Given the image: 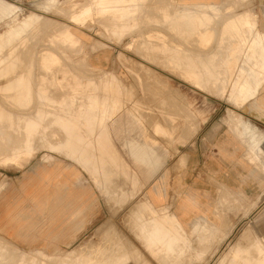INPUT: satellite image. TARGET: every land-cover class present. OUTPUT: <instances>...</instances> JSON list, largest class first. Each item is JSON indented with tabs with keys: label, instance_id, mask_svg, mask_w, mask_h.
<instances>
[{
	"label": "rangeland",
	"instance_id": "1",
	"mask_svg": "<svg viewBox=\"0 0 264 264\" xmlns=\"http://www.w3.org/2000/svg\"><path fill=\"white\" fill-rule=\"evenodd\" d=\"M44 2L0 0V9L13 11L6 16L8 28L0 23V34L31 12L40 16L24 41L13 44L18 49L15 46L0 67V189L29 166L61 161L75 164L84 172L86 186L94 189L95 201L99 200L98 223L90 225L74 246L62 251L22 248L0 237V264H51L55 258L53 264H80L81 260L82 264H109L119 262L121 256L120 261L128 258L125 262L129 264H262L264 188L259 206L254 208L255 223L252 208L239 211L225 205L226 211L217 213L216 224L197 220L191 234L186 235L167 211H156L148 203L142 187L145 169L134 163L125 143L142 142L145 137L158 141V153L167 154L168 165L182 152L195 148L215 123L248 120L241 114L242 106L254 94L260 98L264 93V55L256 46L260 31L264 32V0H104L103 5L89 0L85 6V0H56L57 8L49 10L41 8ZM181 3L188 8L196 3H214L220 11L214 17L208 11L213 20L203 19L201 25L198 19L183 15ZM246 13L250 24H236L234 16ZM226 24L232 29L225 31ZM63 26L68 27L61 34ZM64 33L72 34L77 44L61 40ZM226 54L234 59L228 63L226 58L221 66L218 59ZM208 75L219 77L221 84L219 79H210L211 85ZM246 91L249 99L244 102ZM110 97L120 118L108 127L107 141L106 129L98 126L106 119V112H101L98 102ZM127 110L141 124L128 114L124 116ZM174 117L178 127L173 133ZM246 127L253 129L246 124L243 133ZM257 127L264 135V126ZM258 153L260 161H253V151L249 159L259 163L263 176L264 146ZM87 173L97 178L96 184ZM163 227L167 228L165 235Z\"/></svg>",
	"mask_w": 264,
	"mask_h": 264
},
{
	"label": "crops",
	"instance_id": "2",
	"mask_svg": "<svg viewBox=\"0 0 264 264\" xmlns=\"http://www.w3.org/2000/svg\"><path fill=\"white\" fill-rule=\"evenodd\" d=\"M6 22V15L0 10V23L8 28ZM258 99L261 100H251L242 106L241 114L248 120L231 121L228 125L215 123L195 148L182 152L168 165L167 154L158 153V141L145 137L142 142L125 143L134 163L145 169L146 183L142 187L148 203L156 211H167L186 235L197 220L216 224L218 211H226L230 206L239 211L252 208L251 218L255 223L254 208L259 206L264 188L259 163L249 159V152L253 151V161L261 160L257 126H264V98ZM126 114L141 124L130 111ZM119 116L117 112L107 124V141L108 127ZM175 120L171 126L173 133L178 127ZM246 124L255 129L254 133L241 131ZM128 172L135 175L131 170ZM94 197V189L86 186L84 172L75 164L61 161L29 166L9 178L0 189V237L22 248L38 247L50 252L69 249L90 225L98 223L95 216L99 200L95 201ZM225 205L228 207L224 208Z\"/></svg>",
	"mask_w": 264,
	"mask_h": 264
},
{
	"label": "bare ground",
	"instance_id": "3",
	"mask_svg": "<svg viewBox=\"0 0 264 264\" xmlns=\"http://www.w3.org/2000/svg\"><path fill=\"white\" fill-rule=\"evenodd\" d=\"M88 1L89 0H85V4H82L83 6H85L87 3H88ZM147 1H153V0H147ZM171 1V0H170ZM67 2V1H66ZM83 3H84V1H83ZM98 3L100 4V5H103L104 4V0H98ZM170 3V2H169ZM56 0H45V2H44V4L41 6V8L42 9H44V10H49L50 8H53V7H55L56 5ZM147 4H148V2H147ZM182 4V6L181 7H179L180 8V11L183 13V15L185 14V15H188V16H190V18H196V19H198L199 20V22H201V25H203L202 24V21H203V19H204V21L205 20H209V21H211L212 22V18L210 17V15H208L209 13H208V11H210L211 13H213V17L214 16H217V14L219 13V11H220V9H219V7H217V5H215L214 3H200V4H195V5H193L192 7H190V8H188V7H184V5H183V3H181ZM145 5V4H144ZM171 5V4H170ZM169 5V6H170ZM80 6V5H79ZM137 6H138V4H137ZM140 6V5H139ZM147 7H148V5H146ZM152 6V5H151ZM169 6H166V7H169ZM172 6V5H171ZM170 6V7H171ZM81 7V6H80ZM56 8H57V6H56ZM68 8H70V7H68ZM79 8V7H78ZM94 8V7H93ZM137 8V7H136ZM140 9H141V7H139ZM143 8V7H142ZM146 8V7H145ZM149 8H151V7H149ZM148 8V9H149ZM161 8H163V7H161ZM64 9H66V8H64ZM64 9H62V10H64ZM71 9V8H70ZM69 9V10H70ZM152 9V8H151ZM1 10V12L4 14V15H6V16H8V15H10V14H12L13 13V11H11V9L10 8H4V9H0ZM60 10V9H59ZM68 10V9H67ZM145 10V9H144ZM61 11V10H60ZM143 11V10H142ZM149 11V10H148ZM147 11V12H148ZM175 11H177V10H175ZM64 12H66V10H64ZM70 12V11H69ZM72 12V11H71ZM66 13H68V12H66ZM73 13V12H72ZM151 13V12H150ZM180 13V12H179ZM138 14V13H137ZM249 13H246V14H243V15H239V16H234V21H235V23L236 24H241V22L242 21H244L247 25H249L250 24V22H251V18H250V15H248ZM68 16H70L71 15V13H69V14H67ZM97 15V14H96ZM96 15H94V16H96ZM166 15V14H165ZM170 15V14H169ZM180 16V15H179ZM182 16V15H181ZM212 16V15H211ZM105 17V16H104ZM131 17V16H130ZM130 17L128 18L129 20H130ZM98 18V17H97ZM106 18V17H105ZM105 18H103V19H105ZM109 18V17H108ZM131 18H134V16L133 17H131ZM183 18V17H182ZM96 19V18H95ZM100 19V18H99ZM107 19V18H106ZM111 19V18H110ZM40 20V16L39 15H37V14H34V13H30L26 18H23L21 21H19V22H17L15 25H13V26H11L7 31H5V32H3V33H1L0 34V67H2V64L4 63V62H6L9 58H10V55L12 54V52H14V47L15 46H17V49H18V45H14L13 46V44L14 43H16L17 41H24L23 39L25 38V36H26V34L30 31V29L33 27V26H35L37 23H38V21ZM66 20V19H65ZM69 20H70V18H69ZM125 20H126V18H125ZM129 20H127V21H129ZM152 20V19H151ZM156 20V19H155ZM197 20V21H198ZM202 20V21H201ZM253 20V19H252ZM94 21V20H93ZM132 23L134 22V21H132V19L130 20ZM157 21V20H156ZM113 22H114V20H113ZM123 22V21H122ZM140 22V21H139ZM162 22V21H161ZM117 23V22H116ZM125 23H126V21H125ZM129 23V22H128ZM204 23V22H203ZM208 23V22H207ZM210 23V22H209ZM99 24V23H98ZM156 24V23H155ZM159 24V23H158ZM197 24H198V22H197ZM206 23H204V25H205ZM231 24H233V23H231ZM74 25V24H73ZM167 25H169V24H167ZM207 25H209V24H207ZM60 26V25H59ZM69 26V25H68ZM68 26H63L62 27V29H64L63 31H61L60 33L62 34L63 32H65V30H66V28L68 27ZM190 26V25H189ZM234 26V25H233ZM85 27V26H84ZM198 27V26H197ZM203 27H205V26H202V28ZM239 27V26H238ZM58 28H60V27H58ZM61 29V30H62ZM198 29V28H197ZM206 29V28H205ZM209 29V28H208ZM207 29V30H208ZM225 31L227 30H231L232 28L228 25V24H226L225 26H224V28H223ZM236 29V28H235ZM202 30V29H201ZM204 31V30H203ZM247 32V31H246ZM248 33V32H247ZM252 33V32H251ZM238 34V33H237ZM240 34V33H239ZM214 35V34H213ZM241 35V34H240ZM228 36V35H227ZM224 38V37H223ZM222 38V39H223ZM228 38V37H227ZM247 38V37H246ZM60 39L61 40H63L65 43H67V44H70V45H72V46H74V45H76L77 44V42H76V39H75V37L72 35V34H68V33H64L63 34V36H60ZM221 39V38H220ZM221 39V40H222ZM247 39H249V38H247ZM197 40H199L198 38H197ZM231 40V39H230ZM244 40V39H243ZM224 41V40H223ZM232 41V40H231ZM234 41V43L236 42V40H233ZM232 41V42H233ZM196 42H198V41H196ZM240 42V41H239ZM244 42V41H243ZM247 42V41H246ZM227 43V42H226ZM257 47L258 48H260V51L263 53V55H264V32L262 33L261 31H260V33H259V37H258V39H257ZM243 44V43H242ZM241 44V45H242ZM11 45L13 46L12 48H10V49H8V51L6 52L5 50L8 48V47H11ZM20 45V44H19ZM232 45V44H231ZM246 45V44H245ZM243 46H244V44H243ZM249 46H250V44H249ZM239 47H241V46H239ZM238 47V48H239ZM246 47V46H245ZM247 48H249V47H247ZM253 50H254V48H253ZM243 51H244V49H243ZM248 51V50H247ZM6 52V53H5ZM18 52V51H17ZM251 52V51H250ZM254 52V51H253ZM238 54H239V52H237ZM252 53V52H251ZM250 53V54H251ZM74 54V53H73ZM255 54V53H254ZM78 55V54H77ZM59 56V55H58ZM214 56H215V54H214ZM241 56V55H240ZM212 57V56H211ZM228 57V55L226 54L224 57H222L221 59H218L220 62H221V66H222V62L223 63H225L224 62V60L226 59ZM248 57H249V55H248ZM258 57V56H257ZM229 58H227V60H228ZM234 59V58H233ZM233 59H231V57H230V59L227 61L228 63L230 62H232L233 61ZM236 59V58H235ZM100 60V59H99ZM208 60V59H207ZM214 60V59H213ZM255 60V59H254ZM238 60L236 59V62H237ZM247 61H248V59H247ZM252 62H253V57H252V60H251ZM205 62V61H204ZM214 62V61H213ZM256 62V61H255ZM210 63H212V62H210ZM250 63V62H249ZM254 63V62H253ZM204 64V63H203ZM233 64L235 65V63L233 62ZM252 64V63H251ZM260 64H261V62H260ZM198 65V64H197ZM207 65H208V63H207ZM214 65V64H213ZM218 65H220V63L218 64ZM227 65V64H226ZM253 65V64H252ZM214 66H216L217 67V65L215 64ZM257 66H258V64H257ZM263 67V70H264V65H262ZM92 67V66H91ZM236 67H237V65H236ZM3 68V67H2ZM230 68V67H229ZM213 69V68H212ZM217 69V68H216ZM226 68H224V70H225ZM228 69V68H227ZM225 70V71H228L229 72V69L228 70ZM12 70V69H11ZM10 70V71H11ZM14 70V69H13ZM9 71V70H8ZM187 73H188V77H190L191 76V71H186ZM197 72V71H196ZM195 72V73H196ZM202 72V71H201ZM201 72H199V73H201ZM219 72L221 73V70H219ZM222 72H224V71H222ZM211 73V72H210ZM239 73V72H238ZM237 73V74H238ZM261 73V72H260ZM9 74V73H8ZM197 74V73H196ZM216 74V73H215ZM198 76H199V74H197ZM217 75V74H216ZM6 76V75H5ZM197 76V77H198ZM209 76V75H208ZM229 76V75H228ZM205 77H206V75H205ZM235 77V76H234ZM201 78H199V79H197V80H199V82H201V80H200ZM208 82H210L211 80L210 79H219V82H220V78L219 77H214V76H209L208 77ZM235 80L237 79V77H235L234 78ZM228 80V79H227ZM20 81V80H19ZM18 81V82H19ZM22 81V80H21ZM208 82L206 83V84H208ZM222 82V81H221ZM221 82H220V84H221ZM224 82V81H223ZM6 83V82H5ZM211 83H213V81L212 82H210V84ZM217 84H218V82H216ZM226 83H227V81H226ZM225 83V84H226ZM18 84V83H17ZM20 84H22V82L20 83ZM224 84V85H225ZM235 84V83H234ZM212 85V84H211ZM214 85H215V83H214ZM234 86V85H233ZM263 86H264V84H263ZM262 86V87H263ZM214 87H216V85L214 86ZM218 87V86H217ZM13 88V87H12ZM211 88H213L212 86H211ZM205 89H206V87H205ZM217 89H219V88H217ZM222 89V88H221ZM231 89H232V87H231ZM233 89H234V87H233ZM17 90V89H16ZM220 90V89H219ZM215 91H216V89H215ZM218 91V90H217ZM231 91H233V90H231ZM238 91V90H237ZM261 91V90H260ZM108 92V91H107ZM238 94V93H237ZM248 92L246 91V92H244L243 93V98H242V100L245 102H247L248 101ZM261 94V93H260ZM264 95V93L262 94V96ZM107 96V95H106ZM256 96H257V94L255 95L254 94V97L252 98V100H261V99H258V98H256ZM109 100H102V102L101 103H99L98 102V104H99V107H100V110H101V112L102 113H104V112H106V113H104V116H106V119L105 120H103V123H98V126H101V127H103L104 129H106L105 131H107V124L109 123V121L112 119V117L116 114L115 113V108H116V102L115 103H111L112 101L110 100L111 99V97L110 98H108ZM96 100H97V98H96ZM100 100V99H99ZM98 100V101H99ZM113 100V99H112ZM97 103V102H96ZM125 103V102H124ZM124 105V104H123ZM91 106V105H90ZM254 108V107H253ZM252 108V109H253ZM107 109V110H106ZM90 110H91V107H90ZM95 110L97 111V108H95ZM104 111V112H103ZM238 113V112H237ZM96 114L94 113V115L93 116H95ZM96 117H97V115H96ZM95 118V117H94ZM232 118V117H231ZM102 119V118H101ZM248 119V118H247ZM93 120V122H95L96 123V120L94 121V119H92ZM100 122V121H99ZM233 122V121H232ZM110 123H111V121H110ZM68 124H69V122H68ZM71 125V124H70ZM69 126V125H68ZM67 126V127H68ZM97 126V127H98ZM64 127H66L65 125H64ZM70 128V127H69ZM67 129V128H66ZM76 129V128H75ZM102 129V128H101ZM158 129V128H157ZM254 130L255 129H250V127H246V129L244 130V134H246V132H250V133H254ZM68 131V130H67ZM256 131H257V129H256ZM69 132H71V131H69ZM68 132V133H69ZM105 134V133H104ZM107 134V133H106ZM237 136V135H236ZM258 136H256V138H257ZM258 139V138H257ZM252 140V139H251ZM257 141V140H256ZM258 143L256 142V145H257ZM254 145V144H253ZM260 146L262 147V146H264V135H262V133H260ZM258 148V147H257ZM256 150V149H255ZM29 151V150H28ZM257 151V150H256ZM251 152V151H250ZM252 156V155H251ZM12 156H9V157H5V159L6 160H9L10 158H11ZM18 157V156H17ZM77 157V156H76ZM4 160V159H3ZM256 161V160H255ZM261 163V162H260ZM263 163V162H262ZM61 165V164H60ZM62 166H64V165H62ZM262 166L264 167V163L262 164ZM67 168V167H66ZM88 174V176L90 177V179H92V181H93V183L94 184H96L97 183V178H95V177H93L92 175H90L89 173H87ZM97 175V174H96ZM101 183V182H100ZM99 185V184H98ZM100 189V188H99ZM68 191V190H67ZM99 191V190H98ZM65 198V197H64ZM90 203H92V201L90 202ZM252 206V205H251ZM51 207V206H50ZM58 208V207H57ZM59 209V208H58ZM83 210V209H82ZM250 210V209H249ZM87 211V210H86ZM83 212H85V211H83ZM88 212V211H87ZM87 212H85V213H87ZM83 214V213H82ZM222 215V214H221ZM246 215V214H245ZM82 216V215H81ZM87 218V217H86ZM223 221V220H222ZM222 223V222H221ZM151 224V223H150ZM150 224H149V226H150ZM154 224V223H153ZM158 224V223H157ZM159 226H160V224H159ZM161 226H162V224H161ZM154 227H156V226H154ZM151 228H153V226H151ZM150 228V229H151ZM156 228H158V226L156 227ZM164 228V230H163V234L164 233H166V229H165V227H163ZM0 229H2V228H0ZM4 229V228H3ZM150 229H149V231H150ZM158 229H160V228H158ZM179 229V228H178ZM224 229V228H223ZM161 230H162V228H161ZM175 229L173 228V231H174ZM191 230H192V227H191ZM220 230V229H219ZM227 230H228V228H227ZM77 231V230H76ZM154 231V230H153ZM156 231H157V229H156ZM155 231V232H156ZM165 231V232H164ZM197 231V230H196ZM168 232V231H167ZM6 233V232H5ZM72 233V232H71ZM156 233H158V232H156ZM155 233V235H157ZM223 233V232H222ZM9 234V233H8ZM175 234H176V231H175ZM179 234V233H178ZM181 234H182V232H181ZM190 234H191V232H190ZM225 234V233H224ZM153 235V234H152ZM158 235H160V233H158ZM158 235L157 236H155V238L157 237L158 239H159V237H158ZM165 235V234H164ZM163 235V236H164ZM180 235V234H179ZM183 235V234H182ZM70 236V235H69ZM154 236V235H153ZM221 236V235H220ZM166 237V236H165ZM173 235H172V239H173ZM211 237V236H210ZM67 238H69V237H67ZM181 238H182V236H181ZM219 238V237H218ZM150 239H153L152 237H150ZM165 239V238H164ZM175 239V238H174ZM179 239H180V237H179ZM185 239V238H184ZM211 239V238H210ZM154 240V239H153ZM161 240V242H162V239H160ZM167 241H168V243L170 244V242L172 241V240H170L169 241V238L168 239H166ZM188 240V239H187ZM202 240V239H201ZM220 240V239H219ZM177 240H175V242H176ZM185 241V240H184ZM198 241V240H197ZM204 241V240H203ZM202 241V242H203ZM158 242H159V240H158ZM163 242H165V241H163ZM175 242H173V244L175 243ZM177 242H180V241H177ZM176 242V243H177ZM69 243V242H68ZM187 243V242H186ZM198 243V242H197ZM204 243V242H203ZM255 243H256V241H255ZM32 244V243H31ZM190 244V243H189ZM202 244V243H201ZM49 245V244H48ZM71 245V244H70ZM166 245H168V244H166ZM203 245V244H202ZM214 245V244H213ZM218 245H219V243H218ZM206 246V245H205ZM240 246V245H239ZM169 247H171V246H169ZM192 247V246H191ZM199 247V246H198ZM209 247H211V246H209ZM239 248V247H238ZM170 249V248H169ZM188 249H189V247H188ZM257 249H258V246H257ZM261 249V248H260ZM37 250V249H36ZM179 250H181V248H179ZM210 250H211V248H210ZM233 250V249H232ZM256 250V249H255ZM171 251H172V249H171ZM183 251H184V249H183ZM191 251V250H190ZM207 251V250H206ZM229 251V250H228ZM244 251V250H243ZM250 251V250H249ZM174 252V251H173ZM182 252V251H181ZM189 252V251H188ZM192 252V251H191ZM260 252V251H259ZM261 252H263L262 250H261ZM172 253V252H171ZM176 253V252H175ZM184 253V252H183ZM182 253V254H183ZM193 253V252H192ZM204 253V252H203ZM102 254V253H101ZM260 254V253H259ZM262 254V256H260L261 258H260V263L261 262H263L262 264H264V252L263 253H261ZM260 254V255H261ZM62 255V254H61ZM118 255V254H117ZM116 254H115V256H116V260L118 259ZM125 255V254H124ZM184 255V254H183ZM186 255H188V254H186ZM193 255H195V254H193ZM198 255H199V252H198ZM228 255V254H227ZM66 256H67V254H66ZM66 256L64 257V259L66 258ZM69 256V255H68ZM67 256V257H68ZM126 256V255H125ZM175 256V255H174ZM60 257V256H59ZM72 257V256H71ZM70 257V258H71ZM104 257V256H103ZM107 257H109V255L108 256H106V261L105 262H107L108 261V258ZM176 257V256H175ZM180 257H181V255H180ZM187 257V256H186ZM256 257V256H255ZM105 258V257H104ZM110 258H111V255H110ZM121 258H122V256H121ZM121 258H119V262H117L118 264H129V263H126L125 261H127L128 260V258H127V260H125L124 262H121V261H123V260H121ZM205 258V257H204ZM253 258V257H252ZM51 259V258H50ZM56 259V258H55ZM55 259L54 260H52V263L51 264H53L54 262L53 261H55ZM74 259V258H73ZM123 259V258H122ZM244 259V258H243ZM62 260V259H61ZM67 260H70L69 258H67ZM67 260H65V261H67ZM102 260H104V259H102ZM111 260V259H110ZM112 260H115V257H114V259H113V255H112ZM121 260V261H120ZM199 260H201V258H199ZM59 261H60V259H59ZM79 261V260H78ZM82 261L84 262V260H81V262H80V264H82ZM88 261V260H87ZM258 261V260H257ZM109 262V261H108ZM107 262V263H108ZM215 262V261H214ZM23 263H26L25 261H23ZM35 263H36V260H35ZM50 263V262H49ZM56 263V262H55ZM61 263H63V262H61ZM77 263V262H76ZM75 263V264H76ZM104 263V262H103ZM117 264L116 263V261L115 262H112L111 261V263L109 262V264ZM178 263V262H177ZM192 263V262H191ZM41 264H43V263H41ZM72 264H73V261H72ZM105 264V263H104ZM185 264V263H184ZM256 264V263H255ZM259 264V263H258Z\"/></svg>",
	"mask_w": 264,
	"mask_h": 264
}]
</instances>
